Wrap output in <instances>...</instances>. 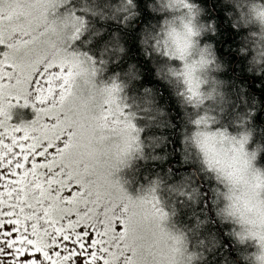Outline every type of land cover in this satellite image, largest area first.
<instances>
[{
	"label": "clouds",
	"instance_id": "1",
	"mask_svg": "<svg viewBox=\"0 0 264 264\" xmlns=\"http://www.w3.org/2000/svg\"><path fill=\"white\" fill-rule=\"evenodd\" d=\"M78 2L82 10L91 11L89 0ZM219 3L228 7L225 15L233 28L249 29L238 49L242 56H248L250 49L254 51L245 64V71L256 75L264 72V0H219ZM144 4L147 11L159 19L150 20L138 33L141 52L165 61L157 66L158 74L163 71L166 80L174 87L178 85L180 95L194 109L216 106L215 111H201L192 119L193 128L186 139L196 150L205 170L222 186L218 189L221 201L218 211L223 221L233 225L232 235L239 246L238 252L245 244L252 247L251 251L245 249L239 253L241 261L264 264V240L261 239L264 236V184L261 183L264 181V125L255 119L259 108L249 109L246 114L238 113L234 128L219 126V106L227 107L231 102L228 88L233 81L220 75L228 71V64L220 59L215 44L202 43L207 34H216L215 21L205 19L208 10L198 0H144ZM69 6L76 4L73 0H27L19 6L23 9L19 23L28 22L32 28L45 33L50 41V55L58 61H67L66 67H72L77 107L91 121L90 126H95L90 151L98 165H108V179L140 203L148 243L155 252L150 264H196L199 257L195 249L189 251L186 238L166 227L170 215L158 198L156 187L151 186L143 195L133 198L121 181L113 178L139 147L138 133L127 128L124 119L118 124L112 117L108 121L103 119L109 107L113 117L127 119L120 74H114L110 83L102 79L112 57L120 60L127 53V47L122 39L114 36L101 49L99 57L70 50L71 44L84 34L88 23L86 16L62 11ZM113 8L125 28L134 26L133 21L141 16L137 0H116ZM7 16L6 11L3 21L6 40L13 23ZM15 39H23L18 31L12 35V40ZM139 73L135 64H129L125 74L139 79ZM189 81L196 96L189 88ZM114 86H118L116 90ZM240 91L242 95L244 90ZM235 92L236 88H232L231 93ZM226 173L234 174L236 179H229Z\"/></svg>",
	"mask_w": 264,
	"mask_h": 264
},
{
	"label": "snow or ice",
	"instance_id": "2",
	"mask_svg": "<svg viewBox=\"0 0 264 264\" xmlns=\"http://www.w3.org/2000/svg\"><path fill=\"white\" fill-rule=\"evenodd\" d=\"M24 3L0 0V264H150L141 205L96 163L95 126L77 107L72 67L50 55L45 33L19 23ZM17 31L23 39L12 40ZM21 100L36 118L11 124L10 108ZM110 117L135 130L111 107L103 119Z\"/></svg>",
	"mask_w": 264,
	"mask_h": 264
},
{
	"label": "trees",
	"instance_id": "3",
	"mask_svg": "<svg viewBox=\"0 0 264 264\" xmlns=\"http://www.w3.org/2000/svg\"><path fill=\"white\" fill-rule=\"evenodd\" d=\"M198 2L208 10L205 19L214 20L217 29L215 35L207 34L202 43L215 44L220 59L228 64V71L220 75L233 81L228 88L232 99L219 126L233 128L229 123L238 120V113L246 114L257 107L256 122L264 125V72L247 73L245 64L254 51L250 49L248 56L238 51L249 29L233 28L225 15L228 7L222 6L219 0ZM73 3L75 7L67 8L86 16L88 23L84 34L75 41V49L99 57L101 49L114 36L122 39L127 47V53L120 60L112 57L102 79L110 82L114 74H120L128 106L140 126L141 150L122 170L128 188L143 194L145 189L156 187L157 196L170 215L169 224L186 238L188 250L197 252L196 264H243L239 253L245 249L251 251L252 247L245 244L238 252L239 246L232 235L233 225L223 221L218 211L221 203L218 189L222 186L205 170L196 150L186 139L193 128L192 119L200 112L184 100L178 85L174 87L164 78L163 71L158 74L157 66L165 61L141 52L138 33L150 20L159 17L147 11L144 0H137L141 16L133 21L134 26L125 28L114 15L116 0H89L91 11L87 12L82 10L78 0ZM129 64L140 69L139 79L125 74ZM232 88H236L235 93H231ZM241 89L244 90L242 95ZM30 116L23 115V118Z\"/></svg>",
	"mask_w": 264,
	"mask_h": 264
},
{
	"label": "rangeland",
	"instance_id": "4",
	"mask_svg": "<svg viewBox=\"0 0 264 264\" xmlns=\"http://www.w3.org/2000/svg\"><path fill=\"white\" fill-rule=\"evenodd\" d=\"M62 11L76 13V14L81 15L80 13H77V11L74 8H65ZM74 46H75V42L71 44L70 50H77V49L74 48ZM81 52H83V51H81ZM33 95H34V92H33ZM29 99L31 100L32 97H29ZM122 103L125 106L124 107V112H125L126 118L134 125L135 132L138 133L137 143H138L139 147H138V149L135 152H133V153H131L129 155V157L125 160L123 166L120 168V170L117 173H115L113 178L114 179L118 178L121 181V183L123 184L124 188L128 191L129 195H131L133 198H136V197H138L140 195H143V194H136V193H134L133 191H131L128 188V185L126 184L124 178L122 177V170L124 169L125 166L129 165V163L132 161V159L135 157V155L140 152V150H141V132H140L139 123H138V121L136 119V114L129 108L128 101L126 100V96H125L124 92L122 93ZM13 105L14 106L11 107L10 111H9V115L11 117L9 123L15 124V125L27 124V123H30L32 120H34L36 118V111L34 110V108H33L31 103H29L27 106H24V101L21 100L18 103L13 101ZM228 106L229 105H227V107ZM227 107H224L223 104H221L219 106L218 123L223 121L221 117H222V115H224L226 113ZM195 110L198 111V112L205 111V110L215 111L216 110V106H212L211 109L206 108V107H201V108L195 109ZM30 114H31V116L29 118H26V119L23 118V115H30ZM234 121H236V120H234ZM234 121L229 123L230 126H232L233 128L235 127ZM166 227L169 228L170 230L174 231V232H178L175 229H173V227L169 224V222L166 224Z\"/></svg>",
	"mask_w": 264,
	"mask_h": 264
}]
</instances>
